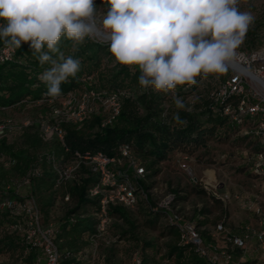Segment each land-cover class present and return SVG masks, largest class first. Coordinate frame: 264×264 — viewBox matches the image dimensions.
<instances>
[{
  "label": "trees",
  "instance_id": "trees-1",
  "mask_svg": "<svg viewBox=\"0 0 264 264\" xmlns=\"http://www.w3.org/2000/svg\"><path fill=\"white\" fill-rule=\"evenodd\" d=\"M106 3L109 5L108 0ZM5 24V21L0 20V27ZM6 40H10V37H0V46ZM57 48L66 58L71 56L81 62L76 75L69 76L61 83V93L55 97L46 95L48 85L38 77L52 65L49 62L41 65L38 59L41 53L31 49L30 42H22L20 48L15 47L16 52L12 61L0 63V111L43 101L44 106L48 109L50 107L52 116L69 93H80L85 90L106 94L119 92L122 108L116 120L105 127L102 123L108 114L103 111L96 112L83 123H76L73 120L64 123L63 141H59L54 135H46L42 128H31L25 131L24 147L18 151L9 143V137L0 143V158L4 157L7 160L3 161V169L9 170L13 167L21 177L20 182L13 179L0 182V226H21V230H14L0 239V248L22 249L24 253L22 264H45V256L40 246H33L27 240L26 215L16 207L1 206L7 199L19 203H24L30 197L40 199L41 209L48 216L49 210L62 195L63 205L67 206V209L64 218L55 225L53 236L61 255L60 264H78L73 247L84 242L87 234L91 241L96 233L98 223L96 214L100 206L98 200L91 198L89 193L99 182L98 171L92 165L81 161L75 178L58 185L59 176L55 172V164L65 166L67 162L98 153L110 157L119 156L120 148L126 146L132 158L144 165L150 174L151 170L168 160L170 154L175 151L193 156L201 148L207 147L210 141L234 138L242 129V126L232 123L230 117L224 115L223 106L226 102H216L212 95L229 78L225 72L201 73L196 77L195 84L178 85L173 90L163 92L155 90L153 86L142 87L138 82V77L142 75L139 66H126L116 62L109 51V42L91 36L85 37L81 43L61 36ZM41 51L49 52L53 58L59 56V52L52 53L46 45ZM203 79L211 86H208L209 94L199 95L194 103L187 102V97L204 85ZM217 79L221 80L220 84H217ZM176 97L184 101L185 109L176 107ZM164 113L166 115H163ZM51 116L43 118L42 121L48 122ZM245 137L247 135L242 138ZM252 142L254 148L258 149L248 160L249 168L253 165L256 154L264 150L256 135H252ZM128 165L129 161L126 160V166ZM35 169L39 175H32ZM158 172L159 170H154V173ZM132 173L131 169L129 174ZM26 179H29L28 183H25ZM147 183L146 178L141 181L145 195H139L134 208L140 207L141 204L145 205L152 215H156L153 221L161 216L166 218L165 209L158 204L153 205L149 200ZM23 188H26L28 193L24 194ZM67 195L70 197L69 201L65 200ZM132 209L122 205L111 206L108 211L109 217L111 220L125 221L134 227L129 213ZM201 214L199 210L196 216L189 219L200 228L207 243L217 241L212 236L215 228L200 227L203 222L201 220H207L203 219ZM166 224L169 234L176 240L169 245V251L165 252L162 249L164 253L160 254L164 260L175 264H207L196 251L180 242L175 225H169L167 221ZM80 250L81 248L76 249L77 253ZM155 252L152 243H144L140 254L144 264H157Z\"/></svg>",
  "mask_w": 264,
  "mask_h": 264
},
{
  "label": "clouds",
  "instance_id": "clouds-1",
  "mask_svg": "<svg viewBox=\"0 0 264 264\" xmlns=\"http://www.w3.org/2000/svg\"><path fill=\"white\" fill-rule=\"evenodd\" d=\"M102 27L109 51L121 65L139 66V84L167 92L195 84L201 73H224L237 56L253 17L236 7L238 0H108ZM94 0H0V37L20 48L30 42L40 64L52 67L38 79L46 95L61 93L60 85L80 70V60L67 58L57 45L61 36L83 42L96 31ZM52 53L42 52L44 46ZM176 107L185 109L176 97ZM163 115H166L164 113ZM178 118V117H177Z\"/></svg>",
  "mask_w": 264,
  "mask_h": 264
},
{
  "label": "built area",
  "instance_id": "built-area-1",
  "mask_svg": "<svg viewBox=\"0 0 264 264\" xmlns=\"http://www.w3.org/2000/svg\"><path fill=\"white\" fill-rule=\"evenodd\" d=\"M15 46L4 43L0 46V63L12 61L15 55ZM237 56L229 63L228 68L237 73L229 74V78L221 85L219 90L212 95L216 102H226L223 106L224 115L230 117L232 123L242 126L244 135H256L264 146V97L253 87L252 82L264 87V49L252 50L245 54L237 51ZM240 64L251 75L236 68ZM243 74V75H242ZM250 77L249 81L247 77ZM233 98V100H231ZM121 94H110L85 90L80 93H69L62 101L60 108L54 111L48 122L42 123V130L46 135H54L59 141L65 137L63 124L73 120L76 123L85 122L91 115L98 111L108 114L102 123L105 127L116 120L121 112ZM13 131L12 120H4L0 123V143L9 137ZM191 156L185 155L181 168L188 169L186 160ZM125 158V159H124ZM126 160L129 165L126 166ZM81 161L92 165L99 173V182L90 189V197L97 199L100 210L96 214L98 223L96 233L92 240L100 238L107 232L110 222L109 207L122 205L134 208L139 195H145L141 181L148 172L141 163L134 160L126 146L120 148V155L110 157L104 153L87 155L76 161L67 162L65 166L55 164L54 169L59 176L58 185L75 178ZM132 169L133 173L129 174ZM39 175L37 169L32 175ZM250 174L254 179L250 189L239 193H225L214 196L222 201L225 210L228 205L236 201L240 207L252 217L236 233L227 225L225 214L214 229L213 238L217 241L206 242L200 228L184 215L181 211H175L168 203L159 204L165 209L166 221L169 225H175L180 235V242L188 245L202 257L207 264H264V150L254 157V163L250 166ZM29 179L25 180L28 183ZM218 196V197H217ZM172 199L171 196L168 200ZM70 200L69 195L65 197ZM2 207L19 209L26 215L27 240L33 246H40L45 256V264H60L61 255L53 240L55 225H42V217L35 198H27L24 203L13 199H7ZM227 217V219H226ZM14 230H21L20 225L12 226ZM219 241L224 242L220 244ZM133 264H144L141 255L135 257Z\"/></svg>",
  "mask_w": 264,
  "mask_h": 264
},
{
  "label": "rangeland",
  "instance_id": "rangeland-1",
  "mask_svg": "<svg viewBox=\"0 0 264 264\" xmlns=\"http://www.w3.org/2000/svg\"><path fill=\"white\" fill-rule=\"evenodd\" d=\"M236 7L239 11L247 12L253 17V22L249 25L243 43L237 51L249 54L251 48L264 49V0H238ZM94 8L97 29L108 34L102 27V21L109 5L106 0H94ZM93 37L109 42L96 33ZM225 73L228 76L237 72L228 68ZM247 80L251 81L250 77H247ZM220 81L217 79V84H220ZM203 83L204 85L187 97V102L194 103L199 95L207 96L209 94L208 86H211L207 80L203 79ZM252 83L255 90L264 97V87L259 83ZM50 116V107L48 109L44 106L43 101H39L36 104L27 103L18 108L0 111V123L4 120H12L13 131L9 134V143L18 151L24 147L25 131L31 128L41 129L42 119ZM243 136L244 133L241 130L234 138L210 141L207 147L201 148L189 160H186L189 166L186 170L180 166V163L185 162V154L176 151L171 153L168 160L160 163L145 177L148 179L149 200L153 205L168 203L175 211H181L189 218L196 216L200 210L203 219H207L201 220L203 221L201 228L214 229L221 218L227 214V225L230 227L229 222H237L232 218L234 211L240 212L243 209L236 201H233L228 205L226 212L222 201L216 198L213 192L219 196L225 193L234 194L250 189L251 183L253 184L254 179L250 174L248 160L258 148L253 146L252 134L245 138H242ZM4 159L6 160L4 157L0 158V182L6 179L20 182L21 177L13 167L9 170L3 169ZM147 165L148 162H146ZM154 170H159V172L154 173ZM23 193H28L26 188H23ZM169 196L172 199L168 200ZM36 202L41 211L43 226L57 225L64 218L67 206L63 205L62 195L49 210L48 216L41 209L42 201L37 199ZM129 213L135 224L134 227L125 221L112 219L107 232L100 238L96 240L91 238L90 241L87 234L84 242L73 247L75 257L79 261L78 264H133L135 257L141 254L144 243L147 242L152 243V249L156 251L154 257L157 264H175L172 261L164 260L160 254L162 249L165 252L169 251V245L176 240L168 232L166 219L161 216L153 221L152 219L156 215H152L143 204L133 208ZM238 225L239 223H237ZM13 232L14 229L10 226H0V239ZM78 248H81L79 253L76 251ZM23 260L22 249L0 248V264H22ZM150 260L152 261V258Z\"/></svg>",
  "mask_w": 264,
  "mask_h": 264
},
{
  "label": "crops",
  "instance_id": "crops-1",
  "mask_svg": "<svg viewBox=\"0 0 264 264\" xmlns=\"http://www.w3.org/2000/svg\"><path fill=\"white\" fill-rule=\"evenodd\" d=\"M251 187H252V183H251ZM234 211V210H233ZM234 216L232 217L233 220H237L236 221H232L229 222V225L232 229H234V231L236 233L240 232V229L243 225H245L249 220L252 219V217L250 216V214H248L246 211L241 210L240 212H236L234 211ZM231 220V219H230ZM237 223H239V225L237 226ZM220 244H224V242L219 241Z\"/></svg>",
  "mask_w": 264,
  "mask_h": 264
},
{
  "label": "bare ground",
  "instance_id": "bare-ground-1",
  "mask_svg": "<svg viewBox=\"0 0 264 264\" xmlns=\"http://www.w3.org/2000/svg\"><path fill=\"white\" fill-rule=\"evenodd\" d=\"M95 33H96L97 35L103 37L104 39L109 40V35L106 34V33H104V32L99 31L97 28H96ZM235 66H236V68H238L240 71L244 72L245 74H247V75H251V73H250L249 71L243 69V67H242L240 64H237V65H235ZM251 76H252V75H251ZM252 77H253V76H252Z\"/></svg>",
  "mask_w": 264,
  "mask_h": 264
},
{
  "label": "water",
  "instance_id": "water-1",
  "mask_svg": "<svg viewBox=\"0 0 264 264\" xmlns=\"http://www.w3.org/2000/svg\"><path fill=\"white\" fill-rule=\"evenodd\" d=\"M97 28V27H96Z\"/></svg>",
  "mask_w": 264,
  "mask_h": 264
}]
</instances>
